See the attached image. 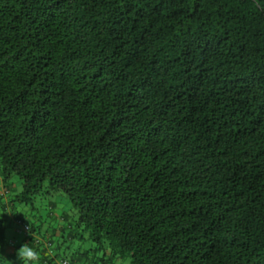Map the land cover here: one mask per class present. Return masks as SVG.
I'll use <instances>...</instances> for the list:
<instances>
[{
    "label": "trees",
    "instance_id": "obj_1",
    "mask_svg": "<svg viewBox=\"0 0 264 264\" xmlns=\"http://www.w3.org/2000/svg\"><path fill=\"white\" fill-rule=\"evenodd\" d=\"M13 174L111 248L43 264H264V0H0V264Z\"/></svg>",
    "mask_w": 264,
    "mask_h": 264
},
{
    "label": "rangeland",
    "instance_id": "obj_2",
    "mask_svg": "<svg viewBox=\"0 0 264 264\" xmlns=\"http://www.w3.org/2000/svg\"><path fill=\"white\" fill-rule=\"evenodd\" d=\"M13 189L7 194L5 201L8 203L7 209L10 218L6 224L5 232L8 243H14L15 247L24 245L22 243L23 237L26 234L24 228L16 220L13 219L11 213H20L25 223L35 228V234L45 236L49 244L50 252L49 257H66L71 259L73 256L79 254H87L88 256H102L105 252L110 253L111 248L108 241H104V248L99 249V244L90 238L89 231L85 228L77 226L79 218V211L72 205L67 194L64 192H56L52 195L41 194L36 195L32 202L23 204L19 202H9L16 193L22 190L21 179L17 174L11 177ZM0 212L2 208L0 207ZM40 232V233H39ZM27 248L32 251L36 259L32 260L34 264H43L42 260L47 257V253H43L42 246L39 251ZM48 257V258H49ZM56 259L52 264H55ZM113 264H131L130 258L119 259L114 258L111 261Z\"/></svg>",
    "mask_w": 264,
    "mask_h": 264
},
{
    "label": "clouds",
    "instance_id": "obj_3",
    "mask_svg": "<svg viewBox=\"0 0 264 264\" xmlns=\"http://www.w3.org/2000/svg\"><path fill=\"white\" fill-rule=\"evenodd\" d=\"M17 257L21 260L24 261L25 264H27L28 260H34L36 259L35 254L30 251L27 246L21 245L16 253Z\"/></svg>",
    "mask_w": 264,
    "mask_h": 264
},
{
    "label": "built area",
    "instance_id": "obj_4",
    "mask_svg": "<svg viewBox=\"0 0 264 264\" xmlns=\"http://www.w3.org/2000/svg\"><path fill=\"white\" fill-rule=\"evenodd\" d=\"M26 229H27V227H26Z\"/></svg>",
    "mask_w": 264,
    "mask_h": 264
}]
</instances>
